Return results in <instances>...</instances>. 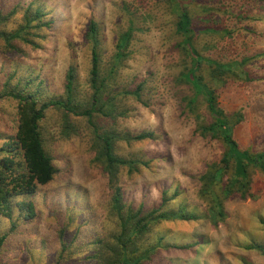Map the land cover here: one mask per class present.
I'll return each instance as SVG.
<instances>
[{
	"label": "rangeland",
	"instance_id": "1",
	"mask_svg": "<svg viewBox=\"0 0 264 264\" xmlns=\"http://www.w3.org/2000/svg\"><path fill=\"white\" fill-rule=\"evenodd\" d=\"M182 1L203 58L197 74L232 121L241 114L233 129L239 148L263 151L264 0ZM91 21L97 24L102 74L115 70L107 83L114 110L109 116L93 113V125L100 134L120 136L114 139L116 156L138 162V170L119 169L116 186L123 203L133 210L140 205L146 212L159 210L166 194L173 198L167 210L184 205L203 214L202 220L149 222L146 241L155 248L142 264H264L260 251L246 249L264 245V175L250 168L251 198L223 199L221 213L217 206L210 208L211 197L197 196L208 167L229 163L222 141L201 131L211 117L204 99L184 79L190 58L170 0H0V32L19 35L0 37V94L19 89L39 102L64 99L72 67L78 100L88 107L103 104L94 102L88 85ZM228 63L239 75L224 72ZM17 107L12 98L0 99V150L11 151L4 144L17 134ZM93 125L61 108L45 112L40 135L56 173L32 195H15L10 217L0 213V237L6 234L0 264H99L93 258L95 242L116 226L108 221L113 188ZM142 131L153 132V139L121 137ZM4 156L0 151V159Z\"/></svg>",
	"mask_w": 264,
	"mask_h": 264
},
{
	"label": "trees",
	"instance_id": "2",
	"mask_svg": "<svg viewBox=\"0 0 264 264\" xmlns=\"http://www.w3.org/2000/svg\"><path fill=\"white\" fill-rule=\"evenodd\" d=\"M173 3V12L176 13V31L182 35V45L190 58V65L184 75V79L190 84L194 95L201 96L205 103L208 114L211 117V123L208 126L201 127L203 135L211 134L214 138L219 139L225 146L224 156L229 164L214 163L210 165L203 176L200 177V186L197 196L198 198L211 197V207L217 206L221 213V206L230 196L238 195L242 200L251 198L250 191V172L258 170L264 175V150L252 152L241 150L237 141L233 137V129L242 119L241 114L235 117V121L229 118L224 110L219 106L215 91L210 85L204 82L203 78L197 73L200 70L203 58L196 51L193 44V30L191 17L186 10L185 3L182 0H170ZM25 15L29 19V14ZM35 15H40L37 9ZM36 17V16H35ZM88 39L92 45L91 69L89 72L88 85L92 90L94 102L100 101V106L96 104H82L75 95L74 89V70L70 67L66 74V82L64 86V99H50L39 102L35 94H30L24 90H7L0 94L2 97H9L18 101L17 115L18 128L15 138L11 137L4 145L6 148L1 149L7 156L0 159V213L7 217L12 214L10 200L16 195H32L37 186H44L52 181L56 173V168L52 164V159L45 152L43 140L40 135L39 123L44 118L45 112L50 108L64 109L69 114L77 117H85L91 125H93V113H99L103 116H109L114 109L111 103L113 98L107 96V83L115 70L102 74L100 69V59L97 53L98 35L97 24L91 21L88 30ZM19 37L17 33L6 34L0 32V37L6 40ZM124 44V37L120 41ZM121 57V53L116 54ZM224 72L232 75H239L240 72L232 70L233 63L224 64ZM244 74L245 71L240 69ZM137 95V92H135ZM110 107L108 108V106ZM107 111V112H104ZM95 137L101 141L104 171L108 178V184L113 188L112 197L107 206L108 221L114 222L116 229L108 232L107 236L100 238L95 244L98 246L97 252L93 255L99 264H142L149 260L154 252L153 243L146 241L148 223L155 221L156 218H165L179 221H194L201 219L202 212L195 213L193 210H187L184 205H179L176 209L167 210L168 199L165 195L162 197L160 209L151 211H143L140 205L137 210L126 207L123 203V194L118 181L119 169L126 167L129 172L138 170V164L135 160H126L114 154V139L116 136L108 133H98L99 130L93 125ZM123 140L142 141L145 139H153V132L142 131L137 134H127L121 136ZM21 157L22 162H17V158ZM20 164H25V168H20ZM233 169V173H227L228 168ZM220 186V188L218 187ZM220 189L218 194L216 190ZM234 189V192L232 191ZM229 190V192H227ZM25 210H30V204H20ZM209 208V209H210ZM164 209L163 211H161ZM205 218V217H204ZM206 220L214 227L217 224L206 214ZM205 220V221H206ZM264 225V221H262ZM6 238V234L0 237V247ZM147 242V245L144 243ZM2 243V244H1ZM184 249V248H182ZM248 250L260 251L264 256V245L247 246Z\"/></svg>",
	"mask_w": 264,
	"mask_h": 264
}]
</instances>
